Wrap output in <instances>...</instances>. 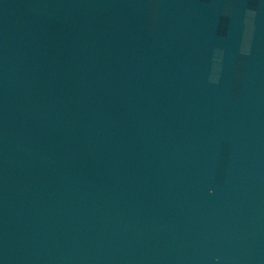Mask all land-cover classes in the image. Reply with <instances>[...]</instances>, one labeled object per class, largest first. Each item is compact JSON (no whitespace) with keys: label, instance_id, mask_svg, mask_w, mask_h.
<instances>
[{"label":"water","instance_id":"water-1","mask_svg":"<svg viewBox=\"0 0 264 264\" xmlns=\"http://www.w3.org/2000/svg\"><path fill=\"white\" fill-rule=\"evenodd\" d=\"M0 264H264V0H0Z\"/></svg>","mask_w":264,"mask_h":264}]
</instances>
